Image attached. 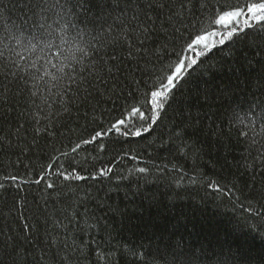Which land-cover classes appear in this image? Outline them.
I'll list each match as a JSON object with an SVG mask.
<instances>
[{
    "label": "snow or ice",
    "instance_id": "1",
    "mask_svg": "<svg viewBox=\"0 0 264 264\" xmlns=\"http://www.w3.org/2000/svg\"><path fill=\"white\" fill-rule=\"evenodd\" d=\"M88 2L89 0H0V33L7 32L14 39L17 34L25 37L19 41V46L23 47L24 51L16 53L14 58L0 54V133L10 122L11 113L17 109L21 98L26 106L30 105L37 111L41 110V104L37 101L48 105L47 97L41 93V85L48 90L49 95L54 94L57 98L65 96L69 88L75 85L76 92L79 93L83 88L84 95H76L73 99L81 100L85 105L91 104L93 112L102 103L115 104L122 99L125 103L113 108L112 111L118 115L113 117L109 113L107 126L101 124L98 128H93L88 139H83L72 148L73 153H77L82 144L96 145L104 151L106 140L109 146L130 144L133 138L146 140L160 126L163 115L172 110L176 121L173 128L174 139L189 147V154L196 157L200 149L195 144L187 145L185 133L198 122V118L192 119L189 108L180 111L176 107L177 93L185 85H189L197 103L207 104L213 96L230 97L235 89L226 85L217 89L210 84H190L187 78L190 73L187 70L203 62H198L195 57H206L218 45L228 44V55L234 58L236 46L246 40L247 46L255 50V56H249L245 52L243 68L251 71L258 67L252 87L264 89V0H110L113 11L119 8L120 13H130L128 16L118 17L121 20V28L125 23L128 25L127 32L122 34L132 36L136 42L134 49L131 41H124L129 59L137 55L141 59H148L147 50L153 55H158L160 49L167 53L169 38L180 34L182 29L188 31L185 25L196 12L203 15L211 9L214 19H210V24L220 26L218 30L198 27L191 32L180 52L172 53L177 60L174 67L170 66V74L160 75L150 85L145 83L146 90H141L140 82L135 80L130 70L121 78V73L126 71L120 66L121 60L113 56V62L109 64L102 56H98L100 49L97 47L89 49L87 63L77 59L70 68L53 65L46 59L39 62L34 59L37 52L45 49L50 51L52 47H56L45 43L46 39L50 40L54 34L52 25L61 31H65L63 26L66 25L67 29L75 32L77 38L89 33L87 24L95 22V18L92 21L87 18L80 21L85 25L84 28L70 18L75 12L78 19L80 13L75 10L83 8ZM98 2L106 4L109 0ZM64 42L67 43V40ZM99 43L101 42L98 41ZM157 43L160 49L154 47ZM185 49L195 56L186 55ZM79 51L84 53L83 49ZM58 54L63 55L62 52ZM135 62L139 67V60ZM46 63L51 71L41 76ZM232 67L240 73V66L233 63ZM130 75L131 83L136 85L134 93L126 91L130 85L124 83ZM61 80L66 81L62 87ZM240 83L243 84L244 80L241 79ZM128 98H132L134 102L127 103ZM93 100L95 104L91 103ZM60 105L64 110H68L65 101L61 100ZM257 110L264 120V92H261L259 101L254 97L248 103L249 112ZM44 115L47 117V112ZM231 118H238L236 109H232ZM32 123L34 126L38 125L40 118L32 114ZM20 127L22 126H19L14 134L0 135V264H99L102 255L110 257V264H116L114 252L120 253L119 261L122 264H249L245 251L231 246L227 252L222 249L220 253H214V261L203 247L197 250L181 241L167 244L163 250L157 249L155 254L142 253L138 249L124 251L113 246L111 241L116 238L114 234L117 229L112 227L111 216H123V211L109 204L107 193L101 195L100 189L89 192V188H96L95 184L85 188L75 183L83 181L87 184L89 179L98 181L112 174V167L101 165L97 168L93 164L91 168H86L76 157H72L68 160V169H65L59 163L60 158L53 157V163L43 168L42 174L38 173L36 179L21 176L16 167L22 163L19 157L25 151L19 142ZM40 130L39 127H34L35 132ZM43 132L46 136L52 134L51 129L47 127ZM261 132L264 133V128ZM241 135L248 137V133L244 131H241ZM112 137L116 139H110ZM14 138L16 143H13ZM38 142L39 137L33 136L30 143L35 146ZM251 143L255 145L258 142L252 140ZM260 147L264 148V145ZM162 148L170 150L163 145ZM14 151L16 160L10 158V153ZM257 151L259 153V149ZM62 155L67 156L66 153ZM24 167L27 169L29 166ZM137 170L143 174L148 168L140 167ZM84 172L88 174L83 175ZM42 183L44 187L40 191L39 186ZM211 183L210 181L209 186ZM32 186L37 187L40 195L30 201ZM216 190L220 191L219 185ZM81 192L84 193L83 196L80 195ZM255 217L264 219L259 210H253V218ZM260 235L264 239V233ZM105 245L108 246L107 249ZM92 253L96 255L95 260H92ZM128 256H137L139 260L129 261ZM147 256L152 257L151 261L146 259Z\"/></svg>",
    "mask_w": 264,
    "mask_h": 264
},
{
    "label": "trees",
    "instance_id": "2",
    "mask_svg": "<svg viewBox=\"0 0 264 264\" xmlns=\"http://www.w3.org/2000/svg\"><path fill=\"white\" fill-rule=\"evenodd\" d=\"M112 7L110 0L106 4L89 0L83 8L75 10L80 13L78 19L75 12L70 17L74 23H79L81 28L85 25L80 21L85 18L92 21L95 18V22L87 24L89 33L77 38L75 32L67 29L66 25L63 26L65 31L52 25L54 34L50 40L46 39L45 43L56 47H52L50 51L45 49L37 52L34 59L37 62L46 59L53 65L70 68L77 59L87 63L89 49L97 47L100 49L98 56H102L109 64L113 62V56L121 60L120 66L126 70L121 73V78L130 70L135 80L140 82L141 90H146L145 83L150 85L160 75L170 74V66L174 67L177 60L172 53L180 52L191 32L198 27L208 30L220 28L219 25L210 24V19H214L211 9L203 15L196 12L185 25L188 31L182 29L180 34L169 38L167 53H164L157 43L154 47L160 49L158 55H153L147 50L148 59H141L139 55L129 59L124 41H131L134 49L136 42L132 36L122 34L127 32L128 25L125 23L121 28V20L118 17L128 16L130 13H120L119 8L113 11ZM24 39L25 37L19 34L14 39L7 32L0 33V54L14 58L16 53L24 51V48L19 46V41ZM98 41L101 43L98 44ZM79 49H83L84 53ZM229 50L228 44L218 45L206 57H195L198 62H203L187 70L190 73L187 78L190 84L196 86L210 84L217 89L222 85L233 87L235 90L230 97L213 96L207 104L197 103L189 85H185L177 93L176 107L180 111H185L187 107L192 119L198 118V122L185 133L187 145L195 144L200 149L196 157L189 154V147L174 139L173 128L176 121L172 110H168L167 115L162 114V123L146 140L133 138L130 144L111 146L106 140L104 151L96 145L82 144L78 152L73 153L72 148L83 139H88L93 128H98L101 124L107 126L109 113L113 117L118 115L112 111L113 108L125 103L123 99L115 104L102 103L93 112L91 104L85 105L81 100L73 99L76 95H84L83 88L77 93L75 85L69 88L65 96L59 98L54 94L49 95L48 90L41 85V93L47 97L49 103L45 106L37 101L41 104L40 111L30 105L26 106L21 98L17 109L11 113L10 122L0 135L14 134L17 128L22 126L19 142L25 151L19 157L22 163L16 167L21 176L26 175L31 179H36L38 173L42 174V169L53 163V157H59V163L65 169H68V160L72 157H76L86 168H91L93 164L97 168L101 165L111 166L113 173L98 181L89 179L87 184L83 181L75 183L85 188L95 184L96 188H89V192L100 189L101 195L107 193L109 204L123 211V216H111L112 227L117 229L114 234L116 238L111 241L115 247L124 251L138 249L142 253L155 254L157 249L163 250L167 244L181 241L197 250L203 247L214 261V253L218 254L222 249L227 252L231 246L245 251L249 264H264V239L260 235L264 233V219L253 218V210H259L264 215V155L259 154L264 153V148L260 147L264 145V133L261 132L264 120L261 119L259 110L248 111V103L254 97L259 101L264 89L252 87L259 68L248 71L242 65L244 53L255 56V50L247 46L246 40L236 46L234 58L229 57ZM60 52L63 55H59ZM185 54L195 56L186 49ZM137 60L139 67L135 62ZM233 63L240 66V73L232 67ZM50 71L46 63L41 76ZM241 79L244 80L243 84L240 83ZM131 80L130 75L124 83L130 85L126 91L134 93L136 85L132 84ZM65 83V80H61L60 86ZM61 100L67 103V111L61 107ZM133 102L132 98H128L127 103ZM91 103L96 102L93 100ZM232 109H236L238 118H231ZM32 114L40 118L38 125H33ZM185 114L187 115V112ZM34 127L41 130L35 132ZM45 127L51 129V135L44 134ZM241 131L247 132L248 137L242 136ZM33 136L39 137L35 146L30 143ZM110 139L115 140L116 137ZM245 140L248 142L245 143ZM252 140L258 143L252 145ZM16 142L14 138L13 143ZM162 145L170 150H164ZM63 153L67 156L62 155ZM10 158L17 159L15 151L10 153ZM24 165L29 167L26 169ZM248 165L250 167H246ZM140 167H147L148 171L141 174L137 170ZM95 174L93 170V175ZM217 185L220 191L216 190ZM43 187L42 183L39 186L40 191ZM40 191L36 186H32L29 200L40 195ZM80 195L83 196L84 193L81 192ZM107 247L105 245V249ZM114 255L117 258L116 264H122L119 261L120 253L114 252ZM91 257L95 260V253H92ZM127 259L138 261L139 257L128 256ZM146 259L151 261L152 257L147 256ZM99 264H110V257L102 255Z\"/></svg>",
    "mask_w": 264,
    "mask_h": 264
}]
</instances>
